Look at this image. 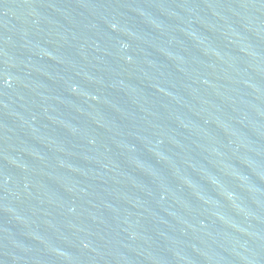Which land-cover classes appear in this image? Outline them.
Returning a JSON list of instances; mask_svg holds the SVG:
<instances>
[{
  "label": "water",
  "instance_id": "1",
  "mask_svg": "<svg viewBox=\"0 0 264 264\" xmlns=\"http://www.w3.org/2000/svg\"><path fill=\"white\" fill-rule=\"evenodd\" d=\"M0 264H264V0H0Z\"/></svg>",
  "mask_w": 264,
  "mask_h": 264
}]
</instances>
